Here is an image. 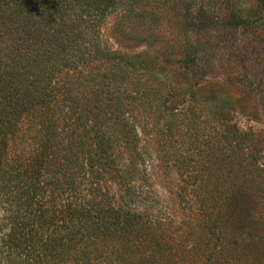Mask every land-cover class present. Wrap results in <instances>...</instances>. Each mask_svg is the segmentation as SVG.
Returning a JSON list of instances; mask_svg holds the SVG:
<instances>
[{
    "label": "trees",
    "instance_id": "16d2710c",
    "mask_svg": "<svg viewBox=\"0 0 264 264\" xmlns=\"http://www.w3.org/2000/svg\"><path fill=\"white\" fill-rule=\"evenodd\" d=\"M140 1L0 0V264H101L127 255L118 244L125 235L153 241L162 255L133 206L149 189L133 111L185 123L202 108L192 86L179 90L170 81L169 58L102 40L105 18L121 9L112 34L133 41L124 18ZM246 136L228 130L218 141L239 150ZM109 184L122 191L125 209ZM207 195L195 197L214 234Z\"/></svg>",
    "mask_w": 264,
    "mask_h": 264
},
{
    "label": "rangeland",
    "instance_id": "374dc122",
    "mask_svg": "<svg viewBox=\"0 0 264 264\" xmlns=\"http://www.w3.org/2000/svg\"><path fill=\"white\" fill-rule=\"evenodd\" d=\"M137 4L126 12L123 27L133 41L123 43L112 34L121 9L105 18L102 40L121 52L169 58L170 81L179 90L192 86L202 112L183 123L181 117L170 121L133 111L149 186L146 202L133 206H139L140 226L163 251L154 253L153 241L145 243L141 235H125L117 242L130 248L127 255L106 253L101 264H264V10L257 0ZM231 13L246 23L233 25ZM184 57L192 64L177 63ZM184 126L191 127L189 135ZM228 130L247 135L239 150L218 141ZM198 142L204 156L197 153ZM118 188L109 184L108 191L116 207L125 209ZM197 191L210 198L214 234Z\"/></svg>",
    "mask_w": 264,
    "mask_h": 264
}]
</instances>
